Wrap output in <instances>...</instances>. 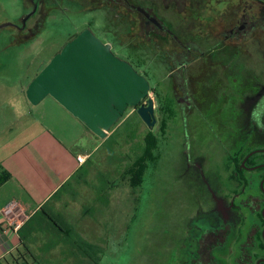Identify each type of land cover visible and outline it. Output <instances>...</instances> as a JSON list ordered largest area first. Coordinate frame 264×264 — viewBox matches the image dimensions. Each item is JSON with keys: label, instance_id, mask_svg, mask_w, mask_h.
<instances>
[{"label": "rangeland", "instance_id": "obj_1", "mask_svg": "<svg viewBox=\"0 0 264 264\" xmlns=\"http://www.w3.org/2000/svg\"><path fill=\"white\" fill-rule=\"evenodd\" d=\"M185 6L164 0H0V26L8 24L0 27V112L6 116L12 110L34 115L59 135L63 131L75 149L93 148L86 127L67 112H55L61 107L54 97L32 105L26 94L52 58L87 28L150 81L156 125L150 128L130 107L123 125L85 162L80 177L88 183L72 181L48 207L66 213L67 221L58 215L59 221L89 242L100 241L108 226L107 247L96 264H188L202 230L226 221L234 231L217 256L222 264H234L246 234L249 217L241 203L251 191L229 177L232 160L241 164L264 147V133L251 121L264 91V0H189ZM139 7L163 28L151 23L148 33ZM241 25L259 36L248 45L243 38L244 47L235 32L225 39ZM189 44L195 49H187ZM186 54L193 61L175 69ZM181 80L191 108L178 101ZM153 134L157 160L147 163L142 185L132 189L122 173ZM254 158L264 160V152Z\"/></svg>", "mask_w": 264, "mask_h": 264}, {"label": "crops", "instance_id": "obj_2", "mask_svg": "<svg viewBox=\"0 0 264 264\" xmlns=\"http://www.w3.org/2000/svg\"><path fill=\"white\" fill-rule=\"evenodd\" d=\"M57 105L61 107L57 114L67 112L73 121L86 127L85 134L95 144L92 149H75L67 143L63 131L59 135L34 115L19 116V111L12 110V115L6 116L0 112V177L8 175L0 185V264H96L98 252L106 250L108 226L102 227L100 241L89 242L78 236L77 242H71L66 234L48 227L49 219L42 212V207L53 201L52 196L85 164H80L77 157L88 160L104 141L59 102ZM3 135H8L5 140ZM45 212L64 216L62 220L67 221L66 213L59 208H46ZM66 224L62 223L64 227ZM24 243L34 257L26 254Z\"/></svg>", "mask_w": 264, "mask_h": 264}, {"label": "water", "instance_id": "obj_3", "mask_svg": "<svg viewBox=\"0 0 264 264\" xmlns=\"http://www.w3.org/2000/svg\"><path fill=\"white\" fill-rule=\"evenodd\" d=\"M34 13L23 19L22 28ZM150 91L148 78L87 28L52 58L26 94L33 105L54 97L93 133L106 139L130 107L150 128L156 125Z\"/></svg>", "mask_w": 264, "mask_h": 264}, {"label": "flooded vegetation", "instance_id": "obj_4", "mask_svg": "<svg viewBox=\"0 0 264 264\" xmlns=\"http://www.w3.org/2000/svg\"><path fill=\"white\" fill-rule=\"evenodd\" d=\"M188 1L189 0H187V2ZM35 7H37V4ZM138 10L140 14L144 15V21L146 23L148 33L151 32V23H153L155 27L158 26V28H163L161 21L158 20L153 13L141 7H139ZM37 26L38 24L35 27L37 28ZM252 26H256V24L254 23ZM243 27L244 25H241L237 29L234 28V31L230 30L228 32L229 35H226L225 39L231 40V34H234L235 32V41L240 42L244 38V44L248 45L253 42L255 38L259 37L256 34L254 36L252 35V30L254 29L251 30L249 28V31H246L243 30ZM24 28L20 25L18 26V29L20 30H23ZM193 45L194 44H189L187 49H195ZM240 47H244L242 42H240ZM187 55L190 58L188 63L192 62L193 60L191 56L189 54ZM181 66L182 64H178L174 68L178 70ZM179 83L182 87L181 92L183 95L178 98V101H186L187 106L191 108L192 102L188 92L183 87V81H179ZM260 100H264V91L256 100L252 113L255 110L256 104ZM260 111L261 109L257 110L256 116H260ZM252 126L259 132L264 133V116L261 119L256 117L255 123L252 122ZM260 152H264V147H259L249 152L246 157L242 159L241 164L233 162L232 160V164L235 166L234 171L229 177V181L231 183L237 182V185L240 187L246 185L249 188V191H251L247 197L243 198L241 203L248 211L249 223L246 234L239 244V251L238 255L234 259V264H264V160L254 158V156ZM246 171H251L252 173L248 174ZM256 189L257 192H253V190ZM233 231L234 228L231 221L223 222L218 226L210 225L208 228L205 227L199 235V246L196 251V255L191 257L188 264H222L221 260L217 256V253L226 248Z\"/></svg>", "mask_w": 264, "mask_h": 264}, {"label": "trees", "instance_id": "obj_5", "mask_svg": "<svg viewBox=\"0 0 264 264\" xmlns=\"http://www.w3.org/2000/svg\"><path fill=\"white\" fill-rule=\"evenodd\" d=\"M165 3L169 4L171 2H175L177 3L179 6H180V9L181 10H184L185 9V5H186V2L187 0H164ZM39 27V26H38ZM41 27V26H40ZM39 27V28H40ZM190 60V58L188 57V55L186 54L184 56V58L182 60H180L177 64H186L188 63ZM182 82V80H181ZM258 109H261V113H260V116H256V113H257V110ZM137 113V112H136ZM137 115H139L137 113ZM125 116V115H124ZM264 116V100H260L256 106H255V110L253 111L252 113V117H251V121L253 123H255V119L256 117H258L259 119L263 118ZM130 118H128L127 120L124 121V125H126L127 122H129ZM121 122V120L119 121V123ZM119 123L116 124L112 131L113 133L109 136V137H112V135L115 133L116 130H114L117 125H118V128L121 127V125L123 124H120L119 126ZM167 125H163V134L166 133V127ZM117 128V129H118ZM154 135V134H153ZM153 135H148L145 137V147H144V150H143V153L142 155L138 156L136 159L132 160V162L130 163V165L128 167H126L123 171V177L125 178H128L129 181H130V185H131V188L132 189H137L139 188L142 183H143V178H144V175H145V172H146V169H147V163L148 162H154L157 160V155H155V150L157 149V145H158V136L155 134L154 136ZM93 155L86 161L87 163L91 161ZM86 163V164H87ZM86 164H84L76 173L75 175H73V177L71 178V180L67 181L53 196H52V200H55L56 198H58L61 193L64 191L65 188H67L68 185H70L72 183V181H77V180H81V183H88V178L87 176H83L82 175V179L80 177L81 175V171L85 168ZM8 179V175H6V173L2 174L1 177H0V185L5 182L6 180ZM52 202V201H51ZM51 202L49 203H46L42 208H48L49 205L51 204ZM45 209L42 210V212L44 214L47 215L48 217V227H54V229L66 234V238L69 239L71 242H77V240L79 239L78 236L74 235V233H72V230L68 229V227H64L62 225V223L58 220L57 216L53 213H46L45 212ZM41 213V214H43ZM42 224V223H41ZM44 224V223H43ZM47 224V223H46ZM24 245L27 247L26 249V254H29L30 256H33L31 250L28 248V245L26 243H24ZM34 257V256H33ZM29 262L25 261L24 264H28Z\"/></svg>", "mask_w": 264, "mask_h": 264}, {"label": "built area", "instance_id": "obj_6", "mask_svg": "<svg viewBox=\"0 0 264 264\" xmlns=\"http://www.w3.org/2000/svg\"><path fill=\"white\" fill-rule=\"evenodd\" d=\"M146 101H147V100H146ZM146 101H144V102L147 103ZM77 160H78V162H79L80 164H84V163L86 162L87 158H86L85 156L79 155V156L77 157Z\"/></svg>", "mask_w": 264, "mask_h": 264}]
</instances>
